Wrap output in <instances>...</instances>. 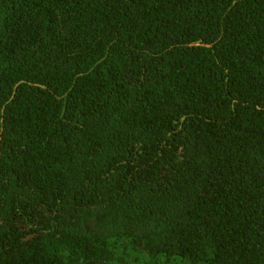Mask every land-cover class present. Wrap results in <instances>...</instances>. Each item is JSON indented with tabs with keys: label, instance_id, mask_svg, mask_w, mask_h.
I'll use <instances>...</instances> for the list:
<instances>
[{
	"label": "trees",
	"instance_id": "obj_1",
	"mask_svg": "<svg viewBox=\"0 0 264 264\" xmlns=\"http://www.w3.org/2000/svg\"><path fill=\"white\" fill-rule=\"evenodd\" d=\"M0 264H264V0H0Z\"/></svg>",
	"mask_w": 264,
	"mask_h": 264
}]
</instances>
